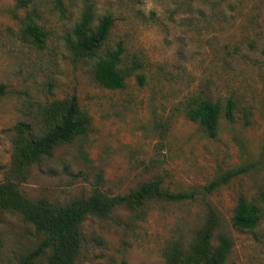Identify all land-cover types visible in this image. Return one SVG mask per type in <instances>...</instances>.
I'll return each mask as SVG.
<instances>
[{
	"label": "rangeland",
	"instance_id": "374dc122",
	"mask_svg": "<svg viewBox=\"0 0 264 264\" xmlns=\"http://www.w3.org/2000/svg\"><path fill=\"white\" fill-rule=\"evenodd\" d=\"M63 3L61 13L54 0H0V182L8 176L13 127L31 123L39 133L45 107L75 96L90 117L87 134L57 146L24 179L8 176L29 199L64 205L96 187L124 195L155 178L171 192L200 191L221 173L245 169L195 201L150 203L140 220L125 208L88 220L76 264H164L162 251L179 237L189 242L203 223V199L234 241L227 264H264V217L253 231L230 221L239 195L251 200L264 189V0ZM84 5L94 23L113 19L105 47L123 44V89L99 86L95 59L70 50ZM29 16L47 33L42 48L23 35ZM198 97L222 108L235 102L233 119L222 116L214 138L185 116ZM40 241L19 213H0V264L26 261ZM27 264H47L46 254Z\"/></svg>",
	"mask_w": 264,
	"mask_h": 264
},
{
	"label": "trees",
	"instance_id": "16d2710c",
	"mask_svg": "<svg viewBox=\"0 0 264 264\" xmlns=\"http://www.w3.org/2000/svg\"><path fill=\"white\" fill-rule=\"evenodd\" d=\"M64 0H54V7L64 10ZM30 18V19H29ZM23 30V35L42 48L47 33L31 21ZM113 27L111 16H103L94 23L89 5L82 8L78 22L72 30L70 50L76 58L95 59L93 76L104 89L119 90L125 87L126 75L120 67L124 48L122 43L114 48H106V42ZM142 82L141 77L138 78ZM4 86L0 85V96ZM235 102L227 99L224 108L218 102L198 97L188 104L185 116L197 123L209 138L217 135L222 116L231 121ZM42 114L44 127L41 132L34 130L31 123L18 122L11 138V155L8 176L24 179L29 167L34 163L52 157L55 148L69 143L78 136L87 134L90 117L79 109L75 96L68 101H55L45 107ZM242 168H233L219 174L202 190L191 189L184 192H171L163 181L155 178L141 184L136 190L124 195L110 196L95 188L88 197L76 198L59 205L47 200L27 198L12 178L5 176L0 182V213L16 212L31 224L41 236L37 251L19 264H27L32 258L46 254L47 264H76L85 240L84 224L90 219H109L121 208L135 213V218H143L150 203H185L200 199L204 194H213L226 186ZM203 191V193H202ZM202 197V198H203ZM203 199L205 215L203 223L192 232L190 241L182 242L177 238L162 251L164 264H227L234 247L233 239L222 229L218 209ZM264 217V189L256 198L248 199L239 195L232 211L231 225L241 231H253Z\"/></svg>",
	"mask_w": 264,
	"mask_h": 264
}]
</instances>
